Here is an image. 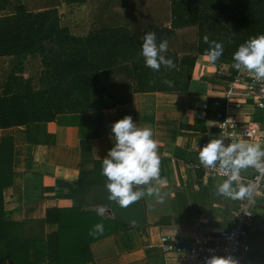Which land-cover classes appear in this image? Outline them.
Instances as JSON below:
<instances>
[{"label":"trees","instance_id":"obj_1","mask_svg":"<svg viewBox=\"0 0 264 264\" xmlns=\"http://www.w3.org/2000/svg\"><path fill=\"white\" fill-rule=\"evenodd\" d=\"M6 4L7 0H0V11ZM53 7L33 12L23 0L10 15L0 17V57L23 60L35 55L40 65L36 88L15 69L0 91V129L24 126L29 144L40 143L34 134H43L48 122L75 127L80 138L102 135V111L127 104L130 95L110 93L100 72L127 64L132 93L184 94L196 58L205 56L210 42L223 45L214 64L228 65L229 75L223 78L230 79L237 72L232 57L238 47L264 35V0H168L164 17L153 22L137 21L129 29H93L83 37L60 26ZM154 27L162 29V41L168 43L165 56L175 68L161 65L154 71L145 66L141 31ZM186 29L193 30L194 37L184 38ZM207 109L222 110L221 101L208 100ZM101 172L102 161H94L90 173H79L69 185L65 197L80 200L78 205L46 209L40 220L4 222L1 192L11 184V141L0 139V264H94L113 233L135 228L109 211L100 216L95 205H86L89 193L106 190ZM45 223L55 224L56 231L44 235ZM96 224H103L104 232L92 236Z\"/></svg>","mask_w":264,"mask_h":264},{"label":"crops","instance_id":"obj_2","mask_svg":"<svg viewBox=\"0 0 264 264\" xmlns=\"http://www.w3.org/2000/svg\"><path fill=\"white\" fill-rule=\"evenodd\" d=\"M21 3L14 0L13 7ZM30 3L36 4V1ZM49 5H54L60 26L76 37H83L93 29L125 27L118 23L131 19L142 20L136 19L132 10L122 9V6L139 7L130 0H43L42 7L32 11ZM18 60L21 59L17 56L0 57V87L6 76L18 68L14 63ZM222 67L229 68L225 64ZM129 70L127 64H122L99 74L110 93L129 94L130 101L102 111V135L98 138H80L75 127L48 122L41 129L43 134H34L40 143L29 144L24 126L0 129V139L11 141V184L1 192L3 221L40 220L46 209L78 205L80 200L65 197L69 185L79 173H90L94 161L107 157L115 144L112 124L131 116L138 127L150 128L152 138L158 142L160 179L166 181L161 187L163 202L145 194L141 199L144 226L118 229L109 237L108 247L94 264H191L181 255L163 253L159 238L161 235L173 240L203 238L233 223L232 203L215 191V185L222 180L206 178L201 171L188 167L189 163L199 161L196 146L205 128L196 119L200 104L219 100L228 79L217 77L213 62L198 56L186 93H132L134 85ZM142 187L146 192L147 186ZM97 191L86 196V205H92L89 198ZM253 215L254 222L248 230V251L238 264H264V200L256 201ZM55 231L53 223L42 226L44 235Z\"/></svg>","mask_w":264,"mask_h":264},{"label":"clouds","instance_id":"obj_3","mask_svg":"<svg viewBox=\"0 0 264 264\" xmlns=\"http://www.w3.org/2000/svg\"><path fill=\"white\" fill-rule=\"evenodd\" d=\"M157 34L148 32L143 36L140 55L145 66L159 71L161 65L172 69L175 63L166 58L168 43L157 44ZM205 43H209L205 37ZM223 54V45L212 41L204 53L205 58L215 63ZM232 67L247 71L255 80H264V35L251 37L240 45L232 57ZM171 86L170 81H166ZM213 123V122H208ZM115 144L102 160L101 174L106 178L107 199L120 207H127L141 200L145 194L156 196L163 202L161 187L166 181L160 179V157L158 142L154 140L150 128L138 127L131 116H125L111 126ZM198 159L205 170H213L226 177L215 185L220 196L230 200L250 199L264 178V148L259 143L234 142L225 145L222 138H212L199 148ZM254 169L258 174L254 181L243 183L242 171ZM155 181L156 185L152 182ZM142 186H147L146 192ZM97 214L104 216L107 205L96 206ZM103 224H96L90 235L103 234ZM204 264H238L231 256L212 255Z\"/></svg>","mask_w":264,"mask_h":264},{"label":"built area","instance_id":"obj_4","mask_svg":"<svg viewBox=\"0 0 264 264\" xmlns=\"http://www.w3.org/2000/svg\"><path fill=\"white\" fill-rule=\"evenodd\" d=\"M219 100L222 110L208 112L207 103H201L196 119L205 124L197 149L202 148L212 138H222L225 145L234 142L259 143L264 148V80L257 81L248 72H237L224 87ZM213 123H208V122ZM188 167L201 171L210 179H226L213 170H205L200 162H191ZM258 174L254 169L241 173L242 182L255 180ZM223 197V196H222ZM232 203V225L203 238L169 239L159 238L163 253H175L191 264H204L212 256H231L238 262L248 251V230L254 222L253 208L258 200H264V178L250 199L230 200Z\"/></svg>","mask_w":264,"mask_h":264},{"label":"rangeland","instance_id":"obj_5","mask_svg":"<svg viewBox=\"0 0 264 264\" xmlns=\"http://www.w3.org/2000/svg\"><path fill=\"white\" fill-rule=\"evenodd\" d=\"M9 1H10L9 5L6 7V10L0 12V15H7L8 13L13 12L14 0H9ZM33 1L34 0H32V2ZM35 1H36V4H33V3L31 4L30 3L31 0H29L27 4V0H25V8L29 11H32L36 8H41L42 7L41 4L43 0H35ZM167 1L168 0H130V3L132 2L136 3V6H139V7L134 8L131 6H122V9L125 11L127 10L129 11L130 9V11L132 10V13L135 15L136 19H142L140 21L137 20L138 21L137 24H139V22H142V21L153 22L154 20L158 19L160 16L164 17V12H166V7H167L166 5ZM21 2H23V0H21ZM135 10H136V13L134 12ZM119 24H123L126 28L129 29L130 27L136 24V21L131 19L130 21H127L125 23L120 22L118 23V25ZM182 32H183L182 33L183 37L186 39H190L194 37V31L191 29H186V30H183ZM14 63L16 64V67H19L18 69H16L17 73H19L23 79H29L31 81V85L36 88L37 78H38L39 71H40L39 61L36 58V56H30L26 59H23L21 61L18 60L17 62H14ZM214 66H216L215 75L217 77H228L229 72L228 70H226L227 69L226 67L224 68L222 67V65H215V64ZM3 83H2V86H3Z\"/></svg>","mask_w":264,"mask_h":264},{"label":"water","instance_id":"obj_6","mask_svg":"<svg viewBox=\"0 0 264 264\" xmlns=\"http://www.w3.org/2000/svg\"><path fill=\"white\" fill-rule=\"evenodd\" d=\"M148 32H155L157 34V44L162 42V29L154 27L152 29H143L141 31V42L143 43V36ZM107 191L99 190L93 193L90 196L91 204L98 205H107L108 210L112 215L117 217L119 220L129 223L136 228L144 226V211L142 206V200L133 202L127 207H120L115 202L109 201L107 199Z\"/></svg>","mask_w":264,"mask_h":264}]
</instances>
